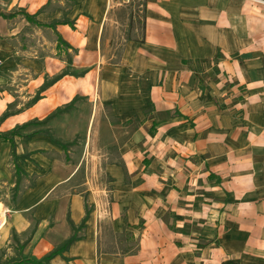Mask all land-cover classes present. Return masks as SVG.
<instances>
[{
  "label": "crops",
  "instance_id": "1",
  "mask_svg": "<svg viewBox=\"0 0 264 264\" xmlns=\"http://www.w3.org/2000/svg\"><path fill=\"white\" fill-rule=\"evenodd\" d=\"M123 3L0 0V249L264 264V0H143L110 54Z\"/></svg>",
  "mask_w": 264,
  "mask_h": 264
},
{
  "label": "rangeland",
  "instance_id": "2",
  "mask_svg": "<svg viewBox=\"0 0 264 264\" xmlns=\"http://www.w3.org/2000/svg\"><path fill=\"white\" fill-rule=\"evenodd\" d=\"M124 1L125 3L120 8L109 10L108 21L111 31L109 32L108 52L110 54L113 50L122 48L128 41H137L141 38L143 0ZM22 259L24 257L21 254L17 255L15 249H10L8 252L0 249V264H30L26 261L20 262Z\"/></svg>",
  "mask_w": 264,
  "mask_h": 264
},
{
  "label": "trees",
  "instance_id": "3",
  "mask_svg": "<svg viewBox=\"0 0 264 264\" xmlns=\"http://www.w3.org/2000/svg\"><path fill=\"white\" fill-rule=\"evenodd\" d=\"M27 18H30L28 15H26ZM31 19V18H30ZM60 40V39H59ZM61 41V40H60ZM62 74H65L64 72ZM57 75L55 77H53L52 79L50 80H46L44 81V83L42 84L41 86V90H43L46 86L50 85L51 83H53L55 80H57L58 78H60V76L62 75ZM38 98V95H35V97L32 99V101L36 100ZM75 100V98L72 100V102ZM7 114V112H6ZM4 114V115H6ZM75 239L74 236H71L69 239H67L64 244L62 245L61 248L57 249V250H54L52 251L51 253H49L48 255L44 256L42 261H32V260H29V263L31 264H45L46 261L50 260L53 256H55L57 253H59L61 250L65 249L68 244H70L73 240Z\"/></svg>",
  "mask_w": 264,
  "mask_h": 264
},
{
  "label": "built area",
  "instance_id": "4",
  "mask_svg": "<svg viewBox=\"0 0 264 264\" xmlns=\"http://www.w3.org/2000/svg\"><path fill=\"white\" fill-rule=\"evenodd\" d=\"M10 209L7 207H1L0 208V216H5L6 214L10 213Z\"/></svg>",
  "mask_w": 264,
  "mask_h": 264
}]
</instances>
